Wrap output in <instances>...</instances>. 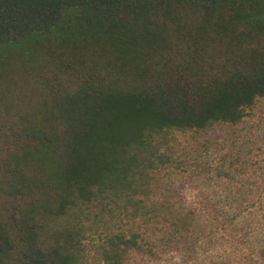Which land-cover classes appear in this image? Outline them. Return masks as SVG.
<instances>
[{
	"label": "trees",
	"instance_id": "obj_1",
	"mask_svg": "<svg viewBox=\"0 0 264 264\" xmlns=\"http://www.w3.org/2000/svg\"><path fill=\"white\" fill-rule=\"evenodd\" d=\"M37 38L46 43L51 68L41 81L57 133L31 121L0 124L11 128L16 155L50 160L20 188L6 165L0 172V264H72L64 247L39 243L40 214L58 216L76 204L73 196L85 203L115 194L127 172L140 191L136 175L155 165L146 154L152 134L237 124L264 98V0H0V68L33 59L26 45ZM2 80L0 99L11 86ZM141 202L132 195V235L108 239L109 258L121 264L132 247L149 264L178 250L180 264L191 229L165 219L170 204ZM245 202L236 213L249 209ZM149 221L166 234L142 232ZM257 248L264 260V240ZM227 250L210 264H240V249Z\"/></svg>",
	"mask_w": 264,
	"mask_h": 264
},
{
	"label": "rangeland",
	"instance_id": "obj_2",
	"mask_svg": "<svg viewBox=\"0 0 264 264\" xmlns=\"http://www.w3.org/2000/svg\"><path fill=\"white\" fill-rule=\"evenodd\" d=\"M45 47L46 43L39 38L32 40L26 51L33 59L15 57L9 66L4 64L6 67L0 68L2 77L11 84L6 97L0 99V124L3 120H17L20 125L31 121L40 131H51L54 137L57 130L55 126L51 130L48 90L44 91L41 81V74L51 68L42 53L46 52ZM41 55L43 58H38ZM2 103L9 104L8 110ZM9 139H14L11 128L1 125L0 172L6 165L12 175L10 182L20 188L28 176H39L43 172L38 171L39 167L50 160L44 155L29 157L30 154L21 158L14 153L16 144ZM148 153L155 165L136 175L133 185L140 191L136 192L134 187L132 190V172H127L128 178L115 185V194L108 190L97 200L85 203L73 196L76 204L58 216H38L39 243L45 248L64 247L72 264H115L109 258L107 240L116 235H132L133 195L147 206L170 204V208L161 210L165 219L181 220L191 229L190 249L180 264H210L218 253L232 247L240 249L241 254L235 258L240 264H264L257 254V247L264 240V210L258 207L263 203L260 200H264V98L258 99L237 124L217 122L204 130L173 129L152 134ZM223 169L228 175L221 172ZM6 189L12 190L9 183ZM245 200L249 209L236 213L235 209ZM173 207L182 210L177 212ZM140 229L152 238L166 234L156 226V221H149ZM179 254L178 250L164 251L149 264H177ZM123 256L121 264L147 262L142 253L132 254V247Z\"/></svg>",
	"mask_w": 264,
	"mask_h": 264
}]
</instances>
